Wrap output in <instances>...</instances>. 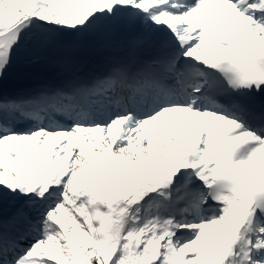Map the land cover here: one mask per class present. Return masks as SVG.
<instances>
[{"label": "snow or ice", "instance_id": "obj_1", "mask_svg": "<svg viewBox=\"0 0 264 264\" xmlns=\"http://www.w3.org/2000/svg\"><path fill=\"white\" fill-rule=\"evenodd\" d=\"M0 264H264V0H0Z\"/></svg>", "mask_w": 264, "mask_h": 264}]
</instances>
